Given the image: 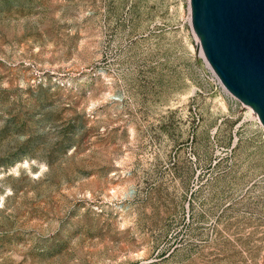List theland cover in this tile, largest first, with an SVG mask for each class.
I'll list each match as a JSON object with an SVG mask.
<instances>
[{
	"label": "rangeland",
	"instance_id": "obj_1",
	"mask_svg": "<svg viewBox=\"0 0 264 264\" xmlns=\"http://www.w3.org/2000/svg\"><path fill=\"white\" fill-rule=\"evenodd\" d=\"M189 15L0 0V264H264V128Z\"/></svg>",
	"mask_w": 264,
	"mask_h": 264
},
{
	"label": "water",
	"instance_id": "obj_2",
	"mask_svg": "<svg viewBox=\"0 0 264 264\" xmlns=\"http://www.w3.org/2000/svg\"><path fill=\"white\" fill-rule=\"evenodd\" d=\"M189 10L197 47L264 128V0H189Z\"/></svg>",
	"mask_w": 264,
	"mask_h": 264
},
{
	"label": "bare ground",
	"instance_id": "obj_3",
	"mask_svg": "<svg viewBox=\"0 0 264 264\" xmlns=\"http://www.w3.org/2000/svg\"><path fill=\"white\" fill-rule=\"evenodd\" d=\"M189 21H190V15H189ZM194 31V30H193ZM195 33V32H194ZM195 35V37H196V42L198 41V36H197V34L195 33L194 34ZM198 52H199V55L202 57H204V55H203V53H202V50L200 49V47H198ZM247 107H248V109H249V113L250 114H252V117L254 118V119H256V120H258L259 121V123L261 124V122H260V120H259V118H258V115H257V113L254 111V109L251 107V106H248V105H246ZM262 125V124H261Z\"/></svg>",
	"mask_w": 264,
	"mask_h": 264
},
{
	"label": "built area",
	"instance_id": "obj_4",
	"mask_svg": "<svg viewBox=\"0 0 264 264\" xmlns=\"http://www.w3.org/2000/svg\"><path fill=\"white\" fill-rule=\"evenodd\" d=\"M203 57V56H202ZM204 58V57H203ZM204 60H205V62L207 63V61H206V59L204 58ZM208 64V63H207ZM209 65V64H208ZM210 67V66H209ZM210 70H211V72H212V74H213V76L215 77V79L217 80V84L220 86V87H222L224 90H226L225 88H224V86L222 85V83H221V81L219 80V78L217 77V75L214 73V71L211 69V67H210Z\"/></svg>",
	"mask_w": 264,
	"mask_h": 264
}]
</instances>
